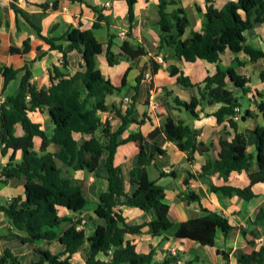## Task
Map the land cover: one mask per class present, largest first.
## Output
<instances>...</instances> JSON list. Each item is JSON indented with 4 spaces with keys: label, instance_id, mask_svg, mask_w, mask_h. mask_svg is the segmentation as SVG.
Instances as JSON below:
<instances>
[{
    "label": "trees",
    "instance_id": "16d2710c",
    "mask_svg": "<svg viewBox=\"0 0 264 264\" xmlns=\"http://www.w3.org/2000/svg\"><path fill=\"white\" fill-rule=\"evenodd\" d=\"M127 2L132 23L135 19L137 0ZM42 6L46 7L47 4ZM54 6L56 7V3ZM168 6L175 7L169 11ZM90 7L98 13L93 28H99L105 21V16L98 7L92 5ZM15 12L23 13L16 5ZM26 19L50 44L51 49L63 52L64 67L68 65V51L76 49L83 56L85 68L70 75L54 67L51 70V84L37 88L31 83L30 70L26 66L28 75L22 79L19 92L7 97L5 102L0 101L2 152L6 154L9 149H13L11 160L0 168V182L6 183L19 177L26 179L25 196L19 195L7 203L0 204V212L8 215L12 224L24 232L16 234L22 242L59 240L65 246L63 251L57 253L40 250V258L31 263L22 262L10 248H5L0 253V264H81L73 261L72 257L86 242L90 245L86 264H177L180 259L177 253L176 255L168 253L164 260L156 261L154 249L149 253H141L137 251L134 240L127 239L126 235L140 234L147 227L153 235L166 234L176 238H187L208 246L215 245L218 230L228 235L233 225L222 212L204 208L205 215L180 222L173 221L169 214V204L164 201V187L157 180L151 179L148 171L145 169L142 171L140 166L130 171L131 180L137 185L135 191L129 193L117 189L115 151L120 144L129 140L120 139V135L128 123L137 119L131 117L135 111L133 104L125 114L116 106L107 104V96L119 91L120 87L106 78L97 66V56L104 51L103 43L96 38L93 29L75 26L61 38L48 37L43 35L41 28L27 16ZM263 21L264 0H230L222 8L215 6V0H206L202 29L194 31L190 38H184L190 24L185 8L179 6V0H159L158 23L161 34L158 53L170 50L173 55L187 62H195L198 59L218 62L226 50H231L235 53L244 52L252 61H256L264 57V49H256L247 44L245 32ZM114 38L112 35L105 49L110 65L119 63L124 56L136 60L148 55L144 45L140 43L132 45L128 40L123 41L121 52L115 53L112 49L115 44ZM29 51V43L23 47H11L12 53L26 54ZM167 57L165 54L164 58ZM152 62V71L156 73L160 64L154 60ZM169 68L180 83L185 86H197L199 90V96H194L190 101H181L175 97V103L185 107L195 116L198 107L203 103H221L215 116L219 123L226 122L227 133L233 135L230 141L221 139L226 148L219 152L217 158L208 159L198 176L213 175L228 165H236L247 172L249 185L236 187L212 184V191L221 192L228 197L236 194L246 200L255 197L253 185L264 181V127L258 126L254 130L257 137L255 156L247 150V136L239 130L238 122L234 118L237 113L236 107L242 105L240 97L228 85V79H231L244 90L248 79L237 75L233 69L223 70L218 67L215 75L206 77L202 83L193 84L183 73H178L175 66ZM18 72L19 69L12 66H0V75L4 77L5 84L13 80ZM260 78L264 81V70L260 73ZM125 82L126 75L123 77V85ZM28 94L31 96L30 99H27ZM257 106L264 117V100ZM42 107L49 110L54 121V132L51 136L46 134L41 123L29 117L30 111ZM111 110H115L122 119V124L117 129H114L108 120L102 121L99 116L100 112ZM249 115L250 112L246 111L243 117ZM16 124L22 125L24 131L22 135L15 133ZM101 127L102 138H99L96 136V130ZM75 132L90 134V137L79 141L74 137ZM152 135L159 152H163L160 147L163 138L176 143L179 149L189 150L191 153L200 147L199 132L173 117H168L162 126L156 127ZM35 136L43 139L40 151L34 149ZM50 143L57 144L59 149L56 152L47 150ZM19 150L22 152V158L17 161L16 152ZM103 154H106L109 187L101 193L95 213L103 218L105 223L97 226L91 235H87L83 228H78L80 220L73 221L59 214L60 207L81 212L87 200L78 180L65 176L57 164V159L75 170L96 172ZM139 163L141 165L147 163V154L144 151L139 155ZM161 173L173 174L164 171ZM189 176L185 180L186 184L190 182ZM186 197L189 201L200 200V197H194L192 192H187ZM124 205L139 206L150 213L152 219L140 224H130L125 220L120 207ZM67 221H72L71 226L60 232L58 229ZM254 223L264 228V208H261ZM2 237L0 235V239ZM249 244L253 246L255 241H250ZM236 252L241 264H264V243L257 249L253 247L251 251L238 249ZM223 254L225 262L222 264H228L229 255L225 252Z\"/></svg>",
    "mask_w": 264,
    "mask_h": 264
},
{
    "label": "crops",
    "instance_id": "0c3cea01",
    "mask_svg": "<svg viewBox=\"0 0 264 264\" xmlns=\"http://www.w3.org/2000/svg\"><path fill=\"white\" fill-rule=\"evenodd\" d=\"M230 0H215V6L222 8ZM238 1V0H233ZM56 3V7H48V3ZM43 4H47L43 7ZM15 5L23 13L15 12ZM96 6L105 16V21L99 28H93L98 13L93 8ZM179 6L185 8L190 20L184 38H190L196 30H201L204 23V12L206 0H179ZM175 6H168L167 10ZM26 16L41 28L42 34L48 37L61 38L72 27L81 29H93L96 38L103 43L104 51L97 56V66L102 74L109 78L115 86L120 87L119 91L107 96V104L116 106L121 113L134 105L135 111L131 115L137 121L128 123L120 139L129 140L120 144L114 155V164L117 166L116 187L129 193L135 191L137 185L132 182L130 171L140 166L145 169L151 179L157 180L165 189L164 201L169 204V214L173 221H185L190 218L206 214L204 208L224 213L233 229L228 235L221 230L217 231L214 246L202 245L197 241L187 238H176L171 235H153L145 227L140 234L128 233L127 239L134 240L137 251L149 253L155 250V260L162 261L168 253L174 250L186 262L191 264H222L225 262V255H229L228 264H241L238 260L237 250L251 251L264 243V228L254 223V220L264 208V181L253 185L255 197L246 200L236 194L228 197L221 192H214L211 185H232L245 187L249 185L250 179L246 171L236 165H228L223 170L213 174L199 177L198 173L208 159H215L221 150L226 148L221 139L231 140L232 134L226 131V122L219 123L215 112L222 105L221 103H203L198 107L197 115L174 101L177 97L181 101H190L194 96H199L197 86H185L180 83L177 76L170 72V66H175L178 73H183L193 84L202 83L206 77L215 75L218 67L223 70L233 69L239 76L248 79L242 90L236 82L228 79L229 88L234 90L240 97V118L236 119L239 130L244 132L248 139L247 150L249 153L257 152V137L254 130L258 126L264 127V117L258 109L257 104L264 100V81L260 73L264 70V57L252 61L250 56L244 52L235 53L226 50L218 62H209L198 59L195 62H187L173 55L170 50L158 53L161 27L159 19V0H137L135 5V19L131 23L127 0H0V66H12L19 69L17 76L5 84L4 77L0 75V85L6 97L16 95L20 90V83L30 70V81L37 88L51 84V70L57 67L67 74H74L85 68V61L82 54L73 49L68 51V65H63V52L51 49L48 44L28 22ZM125 35L122 36L121 33ZM115 36L113 51L121 52L123 41L128 40L132 45L138 43L144 45L148 55L136 60L123 57L120 63L110 65L105 49L111 36ZM246 43L256 49H264V21L246 30ZM30 44V51L26 54L12 53L11 47H23ZM64 43V42H63ZM65 44V43H64ZM168 56L165 60L167 65L160 64L156 73L152 71L153 62L158 55ZM157 62V61H156ZM152 72V78L146 77V71ZM126 75V82L123 85V77ZM262 94V96H260ZM129 97V102L124 101ZM244 103H247L246 106ZM246 111L250 115L243 117ZM102 121L108 120L114 129L122 124V119L115 110L100 112ZM29 117L42 124L48 136L54 132V121L46 107L35 109L29 112ZM168 117L176 121H182L185 125L199 132V150L191 153L189 150H181L176 143L163 138L160 147L163 152L157 150L155 138L152 135L156 127L164 124ZM228 129V128H227ZM21 124H16L15 133L23 134ZM96 136L102 138V127L96 130ZM74 137L82 141L88 139L90 134L75 132ZM43 139L34 137V149L41 150ZM59 146L50 143L47 150L56 152ZM147 154V163H139L141 152ZM13 149L6 154L2 152L0 144V168L11 160ZM22 152H16V160L20 161ZM106 154H103L99 168L96 172L87 170H75L57 159V164L65 176L78 180L86 197L87 203L81 212H75L65 207L59 208V214L71 218L73 221L80 220L87 235H91L95 228L105 223V220L96 215L95 210L99 205V198L102 192L109 187L108 171L105 165ZM153 167L155 172L150 173L149 168ZM173 172V174H162ZM190 174L197 175L189 176ZM190 177L189 184L185 180ZM24 177L11 179L9 182H0V204L7 203L16 196H25ZM187 192H192L194 197L199 196L200 200L189 201ZM123 216L130 224H140L150 221L152 216L139 206H122ZM72 221H67L58 229L65 231L71 226ZM80 225V224H79ZM15 233V234H13ZM24 232L17 229L11 222L8 215L0 212V253L5 248H10L14 254L24 263H31L40 258V250H49L53 253L61 252L65 246L59 241L52 242L37 240L31 243H24L16 234ZM258 237L263 242H258ZM250 241H255L252 246ZM199 245L204 246L205 253L199 251ZM89 242L77 251L72 260L86 264L89 252ZM105 258L104 256H100Z\"/></svg>",
    "mask_w": 264,
    "mask_h": 264
},
{
    "label": "built area",
    "instance_id": "2783aa9c",
    "mask_svg": "<svg viewBox=\"0 0 264 264\" xmlns=\"http://www.w3.org/2000/svg\"><path fill=\"white\" fill-rule=\"evenodd\" d=\"M48 7H50V8L55 7V6H54V3H52V2L48 3ZM121 35L124 36L125 33L122 32ZM156 61H157L158 63H161L162 65H167L166 60H165L164 57L161 56V55H158V56L156 57ZM146 77H147V78H152V72L149 71V70L146 71ZM30 97H31L30 94H28V95H27V99H30ZM6 99H7V97L5 96L4 91H3V88H2V86L0 85V101H1V102H5ZM124 101L129 102V97H125ZM236 111H237V113L235 114L234 118H235V119H239V118H240V107H236ZM120 207H122V206H120ZM84 223H85V220H83L82 223H80V225H78V228L81 229V228L83 227V224H84ZM257 241H258V242H263V238H262V237H258ZM172 251H173L172 254L176 255V252H175L174 250H172ZM177 264H184V262H183L181 259H178Z\"/></svg>",
    "mask_w": 264,
    "mask_h": 264
},
{
    "label": "rangeland",
    "instance_id": "374dc122",
    "mask_svg": "<svg viewBox=\"0 0 264 264\" xmlns=\"http://www.w3.org/2000/svg\"><path fill=\"white\" fill-rule=\"evenodd\" d=\"M121 62V60L119 61V63ZM118 64V63H117ZM116 65V64H115ZM246 104L247 103H244V105L246 106ZM149 170H150V173L151 174H153L154 172H155V170H154V168L153 167H151V168H149ZM199 251H200V249H201V253L203 252V254L205 253V248H204V246H202V245H199ZM182 261H184L183 259H182ZM45 264H49V263H45Z\"/></svg>",
    "mask_w": 264,
    "mask_h": 264
}]
</instances>
